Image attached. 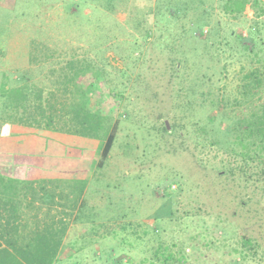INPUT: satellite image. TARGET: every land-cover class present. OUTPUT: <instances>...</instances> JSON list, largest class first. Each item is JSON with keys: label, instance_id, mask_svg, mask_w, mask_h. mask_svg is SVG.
Here are the masks:
<instances>
[{"label": "rangeland", "instance_id": "obj_1", "mask_svg": "<svg viewBox=\"0 0 264 264\" xmlns=\"http://www.w3.org/2000/svg\"><path fill=\"white\" fill-rule=\"evenodd\" d=\"M33 1L34 5L25 13L16 17L11 15L10 28L5 34H0L3 39L0 44V70L11 73L12 79L18 72H24L33 75L34 81L49 84V69L53 61L61 58L58 57L61 52L64 58L73 53L103 57L104 62L109 61V65L104 67L111 82H99L100 100L104 107H115L113 120L119 118L112 156L102 168L96 165L103 146L101 140H95L100 142L98 148L92 147V152L85 150L83 156L76 158L93 166L85 192L87 203L77 220H70L66 242L55 264H76L75 260H80V264H111L97 258V253L105 259L114 257V264H119V261L141 264V259L150 252L148 249L160 242L171 249H177L172 245L177 243L189 256L191 264H264V198L257 194L254 198H260L258 204L240 205L242 198L234 197L237 186L230 178L217 177L223 172L224 165H233V160L222 148L213 145L204 147L194 136L193 139L185 137L181 150L174 135L155 138L157 110L154 108L156 97L150 93L152 87L137 86L143 91V96L138 97L128 87L131 85L128 77L120 73L121 69H127L132 76L137 72L132 57L139 53L155 59L157 67L169 55L164 51L165 56L161 57L160 49L148 48L142 37L149 28L155 38L166 31L161 22L157 23L155 0H117L113 11L111 7L105 8V2L104 7L100 5L101 13H91L96 3L92 0ZM13 2L3 1L6 8H10ZM74 2L79 3L80 13L77 16L70 13L74 11V6L69 4ZM213 7L211 18L214 30L210 36L207 34L209 28L205 27L204 32L195 33L200 41H194L187 35L190 38L186 39V43H174L186 51L197 43L206 50L204 41L207 50L211 43H217L210 48L211 52L217 53V58L209 63V68L205 66L202 70L212 77L207 81L210 85H206L210 87L212 98L216 95L233 98L239 83L238 72L242 66L249 68L251 64L235 39L248 35L247 28L255 19L254 10L246 5L241 16L234 17L224 12L219 0ZM89 19H100V26H103V39L98 41L97 46L98 36L89 28ZM32 38L57 50L58 56L52 63L44 64L42 69L31 64L29 58ZM170 39L171 36L166 35L158 37L157 42L168 43ZM143 67L145 69L146 65ZM254 67L258 64L255 63ZM223 69L224 72L219 73ZM188 83L185 82V85ZM109 87H116L123 97L113 95ZM165 97L160 103L168 102L170 107L172 101ZM97 100L95 97L92 103ZM201 112L209 116L216 111L206 106ZM160 121L167 122L170 129L168 117ZM7 128L10 130V127ZM189 128L192 129L191 126ZM145 135L146 139L142 137ZM62 161L60 164L63 165L75 162L69 154ZM254 207L260 209L259 221L252 218L251 209ZM54 210L59 211L55 208L52 213ZM156 226H159L160 240H152L151 237V231ZM221 227L226 231H222ZM144 230L149 233L145 235ZM245 231L252 232L263 246L255 256L242 259L232 249L240 245L239 239ZM138 236L144 237V241L151 237V241L140 244L136 239ZM78 247L83 249L82 256L76 252ZM93 248L97 253L90 252Z\"/></svg>", "mask_w": 264, "mask_h": 264}, {"label": "trees", "instance_id": "obj_2", "mask_svg": "<svg viewBox=\"0 0 264 264\" xmlns=\"http://www.w3.org/2000/svg\"><path fill=\"white\" fill-rule=\"evenodd\" d=\"M3 1L0 0V34H5L10 28L11 15L16 17L25 13L35 2L14 0L7 9ZM92 1L97 4L92 7L91 13H101V6L104 7L105 2V8L111 7L110 10L113 11L117 0ZM215 2L216 0H155L157 23L161 22L167 31V34L164 31L158 37L171 36L170 42H157L158 37L153 36L151 28L146 29L142 37L148 48L160 49L161 57L165 56L164 51L169 55L157 67L155 59L139 53L132 57L137 72L132 76L127 69H121L120 73L125 78L128 77L131 82L128 87L138 97L143 96V91L138 90L137 86L152 87L150 93L157 98L154 99V108L157 110L155 138L174 135L183 150L185 137H196L202 146H217L230 156L233 165H224L223 172L217 177L232 180L233 185L237 186L234 197L240 196V205L244 207L258 204L260 198H254L257 194L264 198V2L219 0L224 12L234 17L241 16L246 5H250L255 19L247 28L248 35H240L235 39L251 63L249 68L242 66L238 72L236 94L233 98L218 95L212 98L210 87L206 85L212 77L202 70L205 66L209 68V63L217 58V53L210 51L211 46L214 47L217 43H211L207 50L208 46L204 41L203 47L206 50L197 43L190 51H186L179 44L175 46L174 42L184 44L190 37L194 41H200L195 33L204 32L205 27L209 28L207 34L210 36L214 30L211 16ZM69 5L74 6V11L70 13L79 15V3ZM88 23L89 28L98 36L97 46L98 41L103 39V26H100V19H89ZM187 35L190 37H186ZM209 36L206 37L207 40ZM2 42L0 37V44ZM30 46L31 64L41 69L58 56L56 49L34 38L31 39ZM63 56L61 52L58 56L61 58L53 61V66L49 69V84L34 81L33 75L24 72H18L15 79H12L11 73L0 70V135L5 134L7 127L21 125L40 131L101 140L103 146L96 165L97 168H102L112 156L119 125V118L113 120L115 107H104L99 95V82H111L104 67L109 65V61L106 63L103 57L95 55L87 57L73 53L68 58ZM127 59L128 57L124 58ZM255 63L258 67H254ZM223 72L224 69L219 73ZM185 82H189V85H185ZM110 90L113 95L123 97L116 87H111ZM164 96L166 100L172 101L170 107L168 102L161 105L160 101H163ZM95 97L98 100L93 104ZM206 106L216 112L209 116L203 115L201 111ZM163 117H168L170 129L165 121H160ZM142 137L147 138L146 135ZM87 183L84 179L34 182L17 179L0 171V264H55L60 249L66 242L70 220H77L87 203ZM55 208L59 211L54 210L52 213ZM251 212L255 221L261 219L259 208L254 207ZM158 227L151 231L152 240H160ZM221 229L226 231L224 227ZM144 233L147 235L149 232L144 230ZM151 237L147 241L142 236L136 239L140 244H148ZM239 242L240 245L233 247L232 251L242 259L255 256L263 246L252 232L247 231L241 234ZM172 245L177 249H171L161 242L150 247V252L140 263L191 264L183 248L177 243ZM76 250L82 256L83 249L78 247ZM90 252L97 253L95 248ZM97 254V258L108 263L116 262L114 257L105 259L100 253ZM75 261L76 264L81 263L80 260ZM117 263L123 264L120 261Z\"/></svg>", "mask_w": 264, "mask_h": 264}, {"label": "crops", "instance_id": "obj_3", "mask_svg": "<svg viewBox=\"0 0 264 264\" xmlns=\"http://www.w3.org/2000/svg\"><path fill=\"white\" fill-rule=\"evenodd\" d=\"M7 130L0 135V171L17 179L34 182L89 179L88 174L93 166L90 162L86 164L76 158L83 156L85 150L92 152V147L98 148L100 142L21 125H12ZM68 154L75 162L60 164Z\"/></svg>", "mask_w": 264, "mask_h": 264}, {"label": "water", "instance_id": "obj_4", "mask_svg": "<svg viewBox=\"0 0 264 264\" xmlns=\"http://www.w3.org/2000/svg\"><path fill=\"white\" fill-rule=\"evenodd\" d=\"M166 124H167V122H166Z\"/></svg>", "mask_w": 264, "mask_h": 264}]
</instances>
